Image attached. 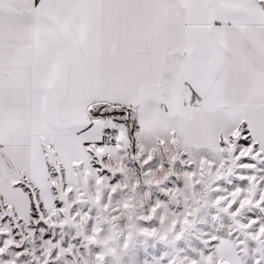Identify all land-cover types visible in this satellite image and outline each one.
Listing matches in <instances>:
<instances>
[{"label":"snow or ice","instance_id":"1","mask_svg":"<svg viewBox=\"0 0 264 264\" xmlns=\"http://www.w3.org/2000/svg\"><path fill=\"white\" fill-rule=\"evenodd\" d=\"M128 152L149 171L159 153L167 155L156 168L164 173L157 186L177 162L191 169L183 213L163 233L141 231L161 243L179 241L193 226L202 187L264 163V0H0V211L33 221L42 234L45 226L83 224L86 244L112 254L96 219L72 209L91 199L109 210ZM194 152L204 155L193 160ZM237 179L248 186L211 206L233 219L248 206L264 212V176ZM257 223L240 227L264 245V224L252 230ZM204 235L205 249L216 254L202 252L188 264H239L230 241ZM131 240L122 237L120 247ZM10 247L19 260L15 240L3 241L0 256ZM72 248L58 242L41 253V264L74 257ZM105 258L96 254L95 264Z\"/></svg>","mask_w":264,"mask_h":264},{"label":"rangeland","instance_id":"2","mask_svg":"<svg viewBox=\"0 0 264 264\" xmlns=\"http://www.w3.org/2000/svg\"><path fill=\"white\" fill-rule=\"evenodd\" d=\"M141 143L146 146L148 142L141 138ZM204 153L194 152L192 159L198 160ZM209 158H214L213 153H207ZM125 171L119 177L122 190H118L112 195L111 204L108 211H104L96 206L91 199L87 204L74 207L72 212L80 211L81 214L88 213L94 217L99 225L103 227V237L110 240L109 247L113 250L109 254L108 250L101 247L87 245L83 240L87 229L81 225L75 228L70 222H65L60 227L45 226L43 234L37 225L31 221L26 222L17 219L15 216L9 217L0 211V246L4 240H15L21 243L19 249L23 255L17 260V249L10 247L4 256H0V264H41L44 257L42 252L51 250L59 242V249H68L72 245L73 256L61 254L56 260H50L49 264H95L96 254L103 252L105 254V264H167V260H175L176 264H188V260H199L200 254L208 255L213 249H205L202 240L208 237L204 234L215 235L217 237L227 236L234 241V244L240 254L243 255L245 264H254V261L264 256V245H258L251 241L247 233L241 229L240 225H247L249 220H257L258 223L253 226V231L264 224V212L259 208L248 206L235 218H230L217 211L211 206V202L217 197L227 196L237 188L244 189L248 186L246 180L237 179V176H251L253 171L257 179L264 176V163L257 165V170L235 168L232 175L226 176L210 187H202L196 198L201 201V206L197 212L193 226L186 232L179 241L171 239L165 243L158 242L155 238H148L141 234L143 229L151 230L157 228L158 233L169 230L171 220L178 218L184 211L186 200L190 202L191 190L184 187L186 181L185 172H190V168L180 165L179 162L172 168L173 175L169 176L166 183L157 186L158 181H162L163 172L156 171L161 160H167V155L163 152L156 156L152 164V171L147 167L140 168L138 161L133 158L132 152L126 155L121 154ZM248 163H255L247 161ZM111 163V162H109ZM93 167H98L93 162ZM168 165L165 164V168ZM147 173V175H145ZM103 174V172H101ZM139 182V187L131 190V185ZM111 183V181H110ZM260 188H264V181H261ZM161 189L172 191L164 196ZM181 189V191H177ZM88 191H95V187L89 184ZM107 190L105 196L107 197ZM207 201V203H204ZM123 202H130L131 207L127 210L120 208ZM159 204V209L155 213L150 223H145L144 218L150 213V210ZM264 207V205H262ZM91 208V212H89ZM112 209H118L119 214L113 213ZM163 216L165 224L159 226V220ZM115 217V218H114ZM88 228L92 227V222H88ZM32 234H29V233ZM131 235L132 240L127 250L120 247L121 238ZM45 237H50L51 242H47ZM59 249H57L59 251ZM161 257L165 259L162 260ZM187 258V259H185Z\"/></svg>","mask_w":264,"mask_h":264},{"label":"crops","instance_id":"3","mask_svg":"<svg viewBox=\"0 0 264 264\" xmlns=\"http://www.w3.org/2000/svg\"><path fill=\"white\" fill-rule=\"evenodd\" d=\"M260 186H261V184L259 185V188H260ZM220 238H222L224 240H227V241H230L232 243L233 248H234V252H235V255H236V257H237V259L239 261V264H245L243 262V260H242L243 255L239 253L238 248L234 244V241L231 238L227 237V236H221ZM213 254H216V250L215 249H213Z\"/></svg>","mask_w":264,"mask_h":264}]
</instances>
